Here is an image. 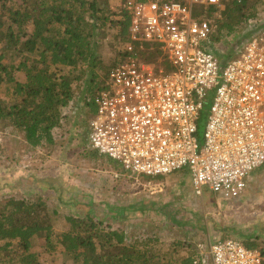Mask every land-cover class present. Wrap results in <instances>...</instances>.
Here are the masks:
<instances>
[{"label":"built area","instance_id":"1","mask_svg":"<svg viewBox=\"0 0 264 264\" xmlns=\"http://www.w3.org/2000/svg\"><path fill=\"white\" fill-rule=\"evenodd\" d=\"M222 6L223 0L127 1L128 57L94 97L87 141L135 179L187 169L196 196L206 187L235 201L250 173L264 166V26L221 58L208 43L212 21L194 13ZM145 44H155L166 64L137 61ZM207 103L199 145L197 123ZM208 256L211 264L264 262L235 239L210 243Z\"/></svg>","mask_w":264,"mask_h":264},{"label":"rangeland","instance_id":"2","mask_svg":"<svg viewBox=\"0 0 264 264\" xmlns=\"http://www.w3.org/2000/svg\"><path fill=\"white\" fill-rule=\"evenodd\" d=\"M95 1L107 6V14L114 21L125 3V0ZM261 4L256 9L259 18L237 34L221 37V42L215 44L216 51L233 54L241 36L247 37L264 26V1ZM195 10L194 14L206 15L198 7ZM111 25L105 26V52L101 54L102 64L98 65L101 69L96 70L98 77H103L108 65L120 59L124 49V44L115 40L116 29ZM16 78L23 80L20 75ZM89 80L83 74L72 85V106L83 104ZM9 92L3 88L1 97L5 99ZM66 111L68 118H61L60 126L53 131L52 146L43 144L31 149L20 131L0 125V204L10 199L42 201L54 213L48 244L52 248L46 244L44 233L31 240L30 252L37 255L38 264H75L66 257L59 241L62 234L71 231L65 217L81 221L87 213L98 219L99 230L124 232L128 245L146 249L157 261L190 257L196 264L200 261L211 264L209 244L226 239H235L245 248L254 246L264 257V166L250 173L238 200H225L206 187L201 196H196L187 169L135 179L122 172L119 165L115 168L110 164L113 161L91 150L82 151L68 135L76 133L82 116L77 119L72 110ZM206 116L202 113L197 123L200 136ZM5 255L0 252V259Z\"/></svg>","mask_w":264,"mask_h":264},{"label":"trees","instance_id":"3","mask_svg":"<svg viewBox=\"0 0 264 264\" xmlns=\"http://www.w3.org/2000/svg\"><path fill=\"white\" fill-rule=\"evenodd\" d=\"M263 1L223 0L222 8L211 9L203 15L213 24L209 46L213 48L221 42V37L237 34L246 24L256 21L259 18L256 9L259 10ZM107 12V6L95 0H3L0 3V125L20 131L31 149L43 144L52 146L53 131L60 126L61 118H68L64 111L72 110L75 118L82 116L83 121L76 133H68L69 138L82 151L91 150L87 133L95 113L94 97L104 88L109 71L127 59L125 49L130 42V17L125 9L116 21L110 20ZM107 23L116 29L115 40L124 44V49L120 59L108 65L103 77H98L96 70L101 69L98 65L102 64L101 54L105 52ZM244 39L240 37L239 44ZM230 55L221 54V58ZM161 57L155 44H145L135 55L137 61L146 64H157ZM83 74L90 79L83 104L72 106V85ZM19 75L22 81L17 80ZM3 88L10 91L5 99L1 97ZM208 108L209 103L202 111L203 116L207 115ZM197 136L201 145L199 125ZM53 215L42 201L10 199L1 203L0 252L6 255L0 264H38L37 255L30 252L31 240L44 233L49 244ZM85 217L81 221L65 217L71 231L62 234L59 241L66 257L75 264H196L190 257L157 261L146 249L128 245L124 232L99 230L97 218L89 213ZM246 248L254 249V246Z\"/></svg>","mask_w":264,"mask_h":264}]
</instances>
